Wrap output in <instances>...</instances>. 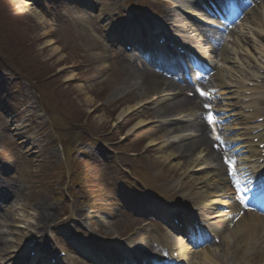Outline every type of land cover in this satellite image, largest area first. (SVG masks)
I'll return each mask as SVG.
<instances>
[{
	"label": "rangeland",
	"instance_id": "1",
	"mask_svg": "<svg viewBox=\"0 0 264 264\" xmlns=\"http://www.w3.org/2000/svg\"><path fill=\"white\" fill-rule=\"evenodd\" d=\"M35 1L38 4L30 2L28 6H24V4H27L25 0H3V4H0V39L4 35L12 45V48L16 46L20 49L15 51H17L22 62L31 58L29 65L35 66L32 70L28 68V76L31 79L49 76L51 77L50 85H52V82L55 85H60L55 94L60 105L69 111L72 119L76 120H74L75 124L83 123V117L86 116L89 120L87 128L91 132L102 135L107 129H111L109 135L102 136V138L107 140V144L104 147H100L93 140L86 139L90 137L87 135L85 137L86 140L80 141L76 145L73 155L77 156L78 159H75L76 161L82 158L85 159V154H87L89 148L87 145H89L91 148H99L105 159H108L109 156L113 157L108 159L109 163L105 167H94L89 163L83 162L84 164L81 165V168L87 169V172L91 173L89 181L93 182L95 187L86 185L81 195L84 196V193L90 192L91 194L88 195L84 202L88 200L87 202L97 203L96 209L104 212L102 215L105 216V219H102L101 222H95L92 215H90V221L94 225H107L109 231L114 233L117 231L116 227H118V224L122 222V218L117 216V211L114 209L115 206L111 203V199L107 194L103 193L105 196L102 197L97 196L98 188L103 180L104 183L101 186L103 188L107 187L103 172L110 163L115 160L118 162L109 171L113 180L124 181L125 184H132L134 187L143 186L145 188L146 183L145 185L141 184V186L139 182L132 180L128 176L129 174L125 169L128 166L124 165L126 162L130 164V169L136 167L141 170L146 161H148L153 168H156V174L162 171L167 178L166 186L164 184L160 185L163 189L164 187L165 189L169 188V182L175 185L180 174H186V172L184 169L171 171L166 169L171 167L164 161L166 151L150 154L154 149V145L150 146V144L156 138L155 135L158 132L154 134V131L159 129V122L152 123L154 135L151 134L150 138H145L142 134L143 131L138 130L132 136L127 137V140L120 143L124 146L118 145L119 140L126 136L124 132L127 125L130 124L129 122L146 119L134 115L131 118H127L123 123H117L118 114L124 109L133 106L140 99V92L135 93L132 99L130 96H126L127 90L134 84L133 80L135 77L131 78L123 72L120 62L116 60L119 57L112 52L114 50H111L110 45L101 39L99 30H97L98 27H96L94 22L84 20L81 17L80 9L74 6V3H70L67 0ZM124 2L125 0H118L117 4L121 15L123 14ZM97 3H103V0H97ZM110 4H113L112 1L108 2V8L106 9L108 13L111 12L109 10ZM76 8L79 13L75 12ZM147 8L151 9L149 6ZM63 10L68 12L65 16L61 15ZM158 19L159 23L162 22L161 17H158ZM113 21H115V18H113ZM89 26H92L93 32H91ZM238 38L240 40H237L236 45L231 44L232 50H228L229 52L231 51V55L227 60L233 63L237 58L235 53L239 52L240 57H243V62L244 58H247L248 64L252 66L259 64L257 61L263 58L261 55L263 56L264 54V48L259 50L257 44L264 40L245 32ZM99 40L107 48L99 46L97 44ZM262 44L264 45V42ZM77 45L80 46V50L75 49L74 52L73 50L77 48ZM26 46L28 47L25 48ZM241 48L246 50L240 52ZM23 53L28 54L23 57ZM28 55L30 56L28 57ZM2 74L6 76H3L5 79L0 80V102L5 103V101L11 99L14 102L8 106L13 114H4L8 110L6 107L8 103L0 106V150L2 151L1 154H3L0 162L6 165L18 163L19 170L15 172L16 179L18 181L20 179L24 180L22 185L24 195L18 202L19 210H15L21 222H17L16 225L10 227V236H6L9 242H13L18 240L19 237H21L20 240L24 237L26 238L23 230L19 229L27 224L33 213V206L37 203H43L49 207L53 203L59 204L60 194H52L57 185L49 180V174L62 160V152L59 145L54 141L51 129L46 126L44 119L39 116L40 113L37 106L35 107L33 99L34 94L29 90V86L25 82L16 81L13 76L8 75L6 72H2ZM90 78L98 79L94 82H89ZM120 89L127 92L123 95L115 96V92ZM161 92H155L145 99H154L155 101L157 99V103L154 100L152 102L155 104L151 112H154V109L158 106L157 109L164 106L160 105L166 101L168 93ZM48 95L52 94L48 93ZM46 99H49V96H46ZM28 106L31 108L26 109ZM56 118L61 120L59 116H56ZM153 120L156 119L153 117ZM121 130L123 132H120ZM142 130H145V128ZM16 134L19 137V139L17 138L18 142L14 141L13 138V135ZM122 134L123 136H121ZM140 138H144L145 143L149 141L146 144L144 143L145 145L143 144L142 147L139 145L134 146L136 144L135 141H142ZM30 148L31 150H28ZM140 148H142L140 150L141 155L144 156V158L139 159L141 162L133 157V153H128V151L134 152ZM30 151L32 154H30ZM153 161L157 163L156 166ZM120 164L123 165L124 172L121 170L122 166ZM174 167H178V165H174ZM155 182L154 180V186ZM116 185L118 186V183ZM15 208L18 209L17 207ZM76 208L84 209L85 203L83 201H72V206L68 207V210L71 213H76ZM108 213L113 214L112 217H106ZM13 233H16L15 237H11ZM11 245L13 244L9 243V247Z\"/></svg>",
	"mask_w": 264,
	"mask_h": 264
},
{
	"label": "bare ground",
	"instance_id": "2",
	"mask_svg": "<svg viewBox=\"0 0 264 264\" xmlns=\"http://www.w3.org/2000/svg\"><path fill=\"white\" fill-rule=\"evenodd\" d=\"M174 3L178 5V7H184L185 9H192L194 8L193 3H188L186 0H174ZM174 11L170 10L167 13V16L165 18V22H169L174 17ZM34 15V14H33ZM249 19L246 22H241L240 24V31L246 30L247 32H253L255 31L259 32L262 31V29L259 30V27H262L261 18H258L255 11L251 9L248 12ZM262 17V16H261ZM201 33V32H200ZM203 33V32H202ZM202 33L200 34L202 36ZM205 34V33H204ZM207 35V34H205ZM206 44H208V49L210 48H216L217 53L222 49V43L220 41L219 45L214 47L213 44L209 42V40L206 39ZM238 61L239 57H238ZM123 71L125 74H127L129 77L134 78V76L138 75L136 78H134L135 83L138 85V91L140 92L141 96L139 97L141 101H144L143 99L147 98L149 95H152L155 92L162 91H172L173 88H181L171 81L166 80L163 77H159L157 75L152 74L153 72H150V75H147V72L145 70H140L134 67V65L129 61H123ZM244 64H248V62H244ZM216 76L222 81V75L226 79V76L223 74L222 70L217 66L216 67ZM146 73V74H145ZM229 79H233V77H230ZM133 80V81H134ZM223 86L226 88L224 82H220V87ZM121 88V87H120ZM245 90H249L244 88ZM137 91V92H138ZM224 93V90L223 92ZM184 101L181 99H172L171 102L167 103L164 110L161 112L160 116L163 118H166L170 114H173L175 112H178L181 110L183 106L186 105V102H190L192 105H196L194 101L188 100L186 98H183ZM142 103V102H141ZM140 103L136 102L133 106L130 108H127L123 111H121L118 115V118L126 114L127 111H129L131 108H134L138 106ZM172 116V115H171ZM196 121V120H195ZM141 124V123H139ZM203 124L200 122L191 123L184 126H174L169 128L168 130L175 129V131L171 132L170 134H187L185 137H188L190 140L187 143H181L177 147H174L172 151H168L164 155L165 160L169 159H175V158H182L183 161H186L189 156H193L195 152L201 150L200 152L205 153L206 158L210 163H216L218 166V172H222V164L219 161L220 153H224L226 155V151L220 150L219 152H216L214 150L210 149V142L206 140V136L202 135L201 132H204V129L202 128ZM193 133H199L198 137H192ZM177 140L179 138L177 137ZM249 142L244 143L246 147L248 148V153L252 156H258V152L255 150H252L253 145ZM163 144V142H162ZM186 152V154H185ZM186 155V156H185ZM185 156V157H184ZM232 154L229 152V157H231ZM197 166L192 165L190 168L191 170H194ZM212 183H215L214 186H212ZM230 180H228L225 176H221L217 173L208 174V177L206 175L204 184L200 186V192L196 193L195 200L197 201V204H200V214L199 216L202 218H207V216H212L215 214L216 218L212 220V217L208 220H211L212 223L216 224V227L218 230L223 231V240L226 245L227 251L231 252L234 250L235 247H239L243 249L242 254L239 257L240 264H256V262L251 258V256H248L249 250L246 249L248 242V238H254L258 235V237L255 239L257 240L259 237L261 240L264 241V219H262L259 215H253L250 213V210H247L243 213V215L239 218L237 221V224L233 228H229V224L225 222L224 219H221L220 215H217V211H213L214 206L219 205L222 207L229 206L230 203H228L225 200V197L232 194V191L229 187ZM10 189L13 193L19 194V192L23 191L21 186H13L10 185ZM223 200V201H222ZM236 204L231 205L230 204V210L231 212L235 211L237 212L240 208V197L236 195ZM255 205V204H254ZM136 207L133 208L134 211H141L142 213H145L147 210L153 211L152 207L148 210L147 207H142L140 205H135ZM38 210L41 213L42 207L39 205ZM167 212L164 209L158 210V213ZM157 212V211H156ZM165 214V213H164ZM42 221L44 223H48L51 219V215L47 214L45 216H41ZM247 218V219H246ZM4 243L1 241L0 238V253H5V247L3 245ZM179 250L181 251L182 257L187 261L188 264H212V259L207 255L206 253H203L204 259L200 262L194 261L189 257L188 252L185 250V247L182 244L177 245ZM9 259H13L12 257L7 256ZM98 256H92L90 260H97ZM9 262V261H7Z\"/></svg>",
	"mask_w": 264,
	"mask_h": 264
},
{
	"label": "snow or ice",
	"instance_id": "3",
	"mask_svg": "<svg viewBox=\"0 0 264 264\" xmlns=\"http://www.w3.org/2000/svg\"><path fill=\"white\" fill-rule=\"evenodd\" d=\"M200 94L201 95H206V93H204V92H201ZM208 107H209V105L206 104L205 108H208ZM207 121H208L209 124H213L214 123V117H213V115L211 113L207 116ZM213 131H214V129H213ZM215 139L219 140L220 138H219V136H216ZM225 162L231 163L230 161L227 160V158H225Z\"/></svg>",
	"mask_w": 264,
	"mask_h": 264
}]
</instances>
